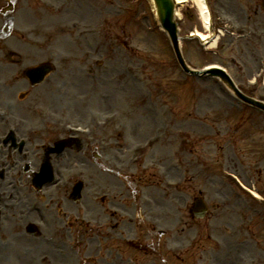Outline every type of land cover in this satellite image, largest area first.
<instances>
[{
    "label": "rangeland",
    "instance_id": "rangeland-1",
    "mask_svg": "<svg viewBox=\"0 0 264 264\" xmlns=\"http://www.w3.org/2000/svg\"><path fill=\"white\" fill-rule=\"evenodd\" d=\"M61 1V7L68 5L70 11L78 9L77 15L68 17L64 12L65 8L61 19H48L44 14L47 10H41L44 13H31L30 20L45 29L33 30L40 33L41 39H45L47 43L43 55H47L50 48L61 50L59 64L62 67L63 79L61 76L51 78L53 83L48 88H40L30 94L29 100H26L30 108L21 109V105H15L14 111L17 118L28 121L30 126L40 123L37 116L42 114V110L58 111L60 107L72 109V117L80 123L87 122V113L90 111V141L93 138L102 143V146L98 147L100 149L96 161L93 163L91 149L90 161L78 157L77 161L73 162L71 154L74 153L66 154L59 161L60 170L71 176L70 183L78 179L84 181L82 200L74 205L73 210L77 212L76 209H82L88 218H96L105 210L107 204L95 203L94 197L107 193L112 199H117L132 189L133 183L131 184L129 179L107 177L104 172L105 161L115 155H124V148H133L141 142L143 148H164L163 163L172 158L170 148H173L176 172L171 178L186 175V187L166 194L159 189V201H155L159 205H151L152 209L160 212L163 223L174 229L175 235L168 240L159 238L153 241L150 234H138L141 242H152V247L144 249L146 261L143 259L144 254L139 255L142 264H151V251H163L165 245L175 247L174 256L169 257L170 264L215 263L211 259L223 264H257L249 256V248L239 241V234H232L236 238L233 244L229 243L232 241L229 235L239 229L241 237L248 241L247 243L255 245L258 241L263 248L264 206L237 196L239 191L226 179V175L231 172L244 184H255L260 194L264 192V113L238 101L217 78L191 77L185 74L176 62L167 35L155 24L146 0L59 2ZM213 1L215 0H210L212 5ZM243 1L244 12L236 9L238 3L231 0H221L220 3L217 1L211 9L213 15L216 13L215 18L218 21L215 23L213 18V28L224 29L222 22L226 20L228 24L234 20L250 23L259 34L252 39L241 41H235L226 34L215 46L216 53L202 46L197 39L187 38L194 29L208 33L202 26L194 2L190 0L180 7V15L177 16L178 35L183 57L188 65L200 68L209 63L224 64L242 85L258 72L259 59H264V0ZM76 2L81 5L76 6ZM86 2L90 3V10L84 7ZM223 3L225 4L222 5ZM31 22L26 20L24 24L32 25ZM62 29L68 33L63 35L60 33ZM83 33L90 34V48L86 50L82 49L83 45H80L79 41L72 43L70 38L81 36ZM36 46L38 47L39 43ZM72 46L79 48L73 49ZM23 54L26 56L25 52ZM250 88L254 96L264 99V87L259 82ZM19 90V84H16L13 91ZM1 98L4 99L2 96ZM38 104L41 105L40 109H37ZM107 116L113 117L104 130L103 118ZM40 134L37 139H50L55 133L47 130ZM83 148L86 151V148L93 147L90 143V147L89 144H83ZM107 148H111L109 156ZM35 151V148L27 150L30 158V154ZM85 151L83 150V153ZM18 158L22 160L21 156ZM12 180L19 184L25 183V190L21 192L26 194L30 201L34 196L30 180L22 174H17ZM143 181H146L143 185L150 186L155 183L154 180L151 184L150 178H142L139 183ZM0 185L7 196L8 188L4 187L3 183ZM115 187L124 188L119 192L111 191ZM48 191L51 192L49 197H57L58 194L53 189ZM197 192H201L212 205L208 219L191 220L184 206L177 207L178 203H182L184 195L194 196ZM127 203L130 205L131 201ZM5 205L14 207L12 202L7 200ZM219 212V215L223 214L225 220L233 225L232 228H226V232L215 227L214 217ZM134 219L137 221L136 217ZM225 220L221 217L217 219L218 223ZM114 224L121 225V229L128 233L134 230L136 222L133 219L116 220ZM203 225H206L207 232H202ZM40 227L44 235L54 233L56 242L42 246L40 253L35 249L32 255H25L24 248L33 244L35 248L42 243H39V240L30 244L20 242L22 246L17 247L14 244L10 255L25 260V264H56L59 262L56 257L60 258L65 251L55 250V247L60 243L64 244L66 237L76 244L77 252L74 254L70 252L72 250H68V260L58 264H73L74 258H77L74 262L76 264H84L83 261L86 260H89L87 263L90 264V259L95 262L109 258L106 256L101 259L95 246L96 239L104 240V233L93 236L92 239L84 234L90 232L86 226L79 229L74 224L67 233L43 223ZM133 234L137 237L135 231ZM207 235L211 236L209 240ZM58 236H62V239L57 238ZM221 237L220 249L215 253L212 242L221 240ZM181 245L191 248L184 256L179 254ZM203 248L205 254H202ZM141 249L139 246L138 250ZM94 252L96 255L90 256ZM3 253L5 251L0 253V256ZM103 253L106 254L105 250ZM202 256L206 261H198ZM42 257L44 258L41 260ZM182 257H189V260L184 263Z\"/></svg>",
    "mask_w": 264,
    "mask_h": 264
},
{
    "label": "flooded vegetation",
    "instance_id": "flooded-vegetation-1",
    "mask_svg": "<svg viewBox=\"0 0 264 264\" xmlns=\"http://www.w3.org/2000/svg\"><path fill=\"white\" fill-rule=\"evenodd\" d=\"M21 0H0V108L6 111V115L10 118L6 120V122H3L0 119V136L4 135L8 129L11 127L10 123L14 127H16L15 122H12L15 114V103H14V96L15 92L14 87L16 84L23 85L24 87H27L25 89V94L19 99L21 100H29V96L32 93L29 82L26 81L22 76V69H21V61L22 60H29L30 57L39 58L43 56L44 49L41 47H35L32 48L31 41L28 38L26 39L25 43L16 41L14 37L13 32V24L15 21L14 12L15 9L22 7ZM7 26V31L3 32L2 28ZM9 28L11 31L9 32ZM19 52H25L26 58L23 59V57L18 53ZM16 73L17 77H20L23 82H20L19 80H16ZM58 75V74H57ZM55 75V76H57ZM54 76V77H55ZM62 82V81H60ZM52 80L49 78H46L44 82L42 83V87L48 88L52 84ZM4 97V99L1 98ZM50 97L51 95H47ZM6 97H9L11 99H6ZM27 108H30L29 106H26ZM2 117V115H0ZM10 121V123H9ZM20 127L23 126H17L16 131L20 129ZM25 127V128H24ZM23 129L26 133V125H24ZM53 140H40V139H33L32 142H40V146H37V148H42L43 152L48 148V145L46 146L45 142L50 143ZM75 151V150H74ZM72 151V152H74ZM89 151L85 153L87 155ZM43 156L32 158V162L37 167V164H40ZM26 158V156H25ZM60 159V158H59ZM72 160H75V157H72ZM118 163H125L127 164V161H123L120 158L116 159ZM26 162V161H25ZM15 164V156L12 154V151L10 148H5L4 150H0V170H2V173H0V181L4 180V173L5 176L9 174V170L12 168V165ZM30 165V164H29ZM25 164H23V167ZM32 165L29 166L30 172H24L22 170L18 174H22L25 177H27L28 180L32 181V172H33ZM8 168V169H7ZM155 173H152L151 176L153 177ZM3 177V178H2ZM137 177V171L134 170L133 174L131 176H128L130 183L137 184L138 179ZM140 177H142L140 175ZM12 179V178H11ZM134 179V181H132ZM21 191L23 189L19 186L17 187V192L21 194ZM69 193H70V187L69 185L66 186L65 191H59L57 192V197L53 199L52 197H49L45 204L40 202L39 204H36L37 206H34L35 208L30 209L32 205H29V199L26 194H24L23 199L20 201V204H18V209L11 208L8 209L6 207L1 208L0 207V228H11L15 226H19L20 223L28 221L33 219V221H37L39 219L40 222H43L45 217H48V221H45L46 223H50L51 226H56L58 228H70L75 224L76 217L73 214L74 205L76 203H72L69 201ZM136 192H130L126 193L124 195H121L117 199H109L108 200V208L107 210L103 211L102 214L98 215L96 218L99 219L100 217L103 218L105 221L104 229H107V232L109 233L110 229H115L116 227H119L117 225H110L109 222V216L115 217V221H129L132 218H126L127 215L132 214V206L134 204ZM12 198V196H10ZM24 200L26 201L24 203ZM32 200V198H31ZM131 201V204L129 205L127 202ZM128 204V206H127ZM110 206H113L123 212L124 215L117 214V213H110ZM70 209V210H68ZM71 239V238H70ZM71 241V240H70ZM7 245L5 248H8ZM8 259V258H7ZM13 264H19V261L14 262ZM108 264H115L112 261Z\"/></svg>",
    "mask_w": 264,
    "mask_h": 264
},
{
    "label": "water",
    "instance_id": "water-1",
    "mask_svg": "<svg viewBox=\"0 0 264 264\" xmlns=\"http://www.w3.org/2000/svg\"><path fill=\"white\" fill-rule=\"evenodd\" d=\"M154 3V7L156 8V13H157V19L160 23V25L167 31V33L169 34V37L174 45L175 51L177 56H179V52L177 49V38H176V30H175V26L174 23L172 21V0H152ZM183 68L189 72L185 66H183ZM221 79L227 83V81L220 76ZM228 84V83H227ZM229 86V84H228ZM236 94V93H235ZM239 98H241L238 94H236ZM242 99V98H241ZM247 102H249L250 104H253L255 106H257L260 109L264 110V105L262 104H258L255 103L254 101H249V100H245Z\"/></svg>",
    "mask_w": 264,
    "mask_h": 264
},
{
    "label": "bare ground",
    "instance_id": "bare-ground-1",
    "mask_svg": "<svg viewBox=\"0 0 264 264\" xmlns=\"http://www.w3.org/2000/svg\"><path fill=\"white\" fill-rule=\"evenodd\" d=\"M176 3L181 4L185 0H175ZM198 10L199 16L201 20L203 21V25L206 28L208 26V18H209V8L206 3V0H192ZM179 10V9H178ZM180 14H178L179 16ZM196 34L203 40H206L208 38V35L200 32H196ZM219 40V39H217ZM209 47H214L216 44V39L212 40L211 42L208 43Z\"/></svg>",
    "mask_w": 264,
    "mask_h": 264
}]
</instances>
